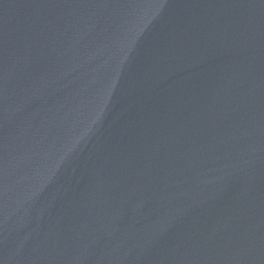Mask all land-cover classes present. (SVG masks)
Segmentation results:
<instances>
[{
    "label": "water",
    "instance_id": "obj_1",
    "mask_svg": "<svg viewBox=\"0 0 264 264\" xmlns=\"http://www.w3.org/2000/svg\"><path fill=\"white\" fill-rule=\"evenodd\" d=\"M0 264H264V0H0Z\"/></svg>",
    "mask_w": 264,
    "mask_h": 264
}]
</instances>
